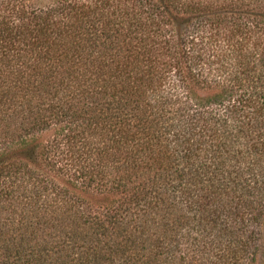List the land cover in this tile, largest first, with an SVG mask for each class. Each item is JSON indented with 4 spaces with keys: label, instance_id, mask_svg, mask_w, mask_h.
<instances>
[{
    "label": "trees",
    "instance_id": "16d2710c",
    "mask_svg": "<svg viewBox=\"0 0 264 264\" xmlns=\"http://www.w3.org/2000/svg\"><path fill=\"white\" fill-rule=\"evenodd\" d=\"M264 0H0V264H264Z\"/></svg>",
    "mask_w": 264,
    "mask_h": 264
},
{
    "label": "rangeland",
    "instance_id": "374dc122",
    "mask_svg": "<svg viewBox=\"0 0 264 264\" xmlns=\"http://www.w3.org/2000/svg\"><path fill=\"white\" fill-rule=\"evenodd\" d=\"M37 3H39V4H42V5H45V4H47L48 2H50L51 0H35ZM262 230H263V232H264V225H263V227H262Z\"/></svg>",
    "mask_w": 264,
    "mask_h": 264
}]
</instances>
